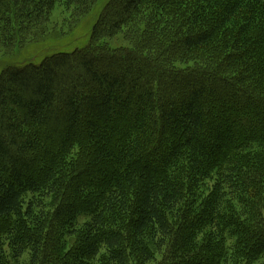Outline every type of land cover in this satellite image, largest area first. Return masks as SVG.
Wrapping results in <instances>:
<instances>
[{
  "label": "trees",
  "instance_id": "1",
  "mask_svg": "<svg viewBox=\"0 0 264 264\" xmlns=\"http://www.w3.org/2000/svg\"><path fill=\"white\" fill-rule=\"evenodd\" d=\"M97 1L0 0V41L24 46L56 5L79 18ZM124 29L130 47L104 43ZM243 172L253 215L229 228L219 209ZM252 188L264 192V0H107L83 47L0 72V264L102 250L147 264L163 248L162 264H241L264 257Z\"/></svg>",
  "mask_w": 264,
  "mask_h": 264
},
{
  "label": "rangeland",
  "instance_id": "2",
  "mask_svg": "<svg viewBox=\"0 0 264 264\" xmlns=\"http://www.w3.org/2000/svg\"><path fill=\"white\" fill-rule=\"evenodd\" d=\"M106 2L107 0H98L96 5L93 7L91 5L87 6L85 14L79 18L72 16V13L75 10L74 5L67 7L66 5L58 4L51 12L49 24L45 29L46 32L43 35L33 39L21 47H12L13 45L9 44L4 45L3 42L0 41V72L4 68L18 66L27 62L38 63L44 56L52 53L53 51L71 52L75 49L83 47L84 44L87 43L91 28ZM125 31L126 30L124 29L114 38L104 40V43L111 49L130 47V44L124 38ZM250 150L252 151L251 154H257L260 156L261 154H259V152L262 150V146H255ZM248 164H250V161L247 159V165ZM213 173L217 174V170H215ZM215 179V175H213L212 180L209 181V185L213 186V181ZM247 186V172H243L238 183L236 184V187H238L240 190L234 193V198L230 202V205L227 207L224 205V202H222L220 205L219 218L223 221H225V219L230 221L229 228L231 226L238 225L239 222L246 220L247 222H251V216L253 215V212L250 209L251 206L247 204V198H245V192L243 190L245 189V191H247ZM253 189L255 190V188H252V190L247 193V195L251 196V198L261 199L259 193H262L264 196V192L262 191H256L252 193ZM232 207H234V210L231 209ZM226 208L228 210H226ZM237 238V236L233 237L232 240H230V243H226V247L229 245L234 246L232 251H237L239 246L238 244L235 245L234 242L237 240ZM67 247L68 248L65 250V252L69 253L71 251V246L67 245ZM129 251H132V247H130ZM239 256L241 255L237 256L236 253L232 260L237 262V258ZM129 260L131 264H136V258H134L133 254H130ZM167 261H169V259L166 256V249L163 248L161 252H156L153 260L147 264H162ZM28 262L29 255L27 253L19 261H11L10 263L27 264ZM107 263H109V255L103 250L89 260V264ZM241 264H264V257L261 256L252 259V257L242 256Z\"/></svg>",
  "mask_w": 264,
  "mask_h": 264
},
{
  "label": "bare ground",
  "instance_id": "3",
  "mask_svg": "<svg viewBox=\"0 0 264 264\" xmlns=\"http://www.w3.org/2000/svg\"><path fill=\"white\" fill-rule=\"evenodd\" d=\"M90 23V22H89Z\"/></svg>",
  "mask_w": 264,
  "mask_h": 264
}]
</instances>
